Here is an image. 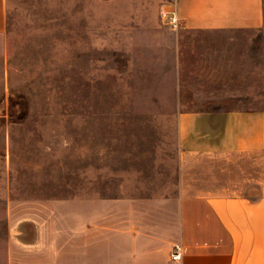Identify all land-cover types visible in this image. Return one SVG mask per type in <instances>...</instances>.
Wrapping results in <instances>:
<instances>
[{
  "label": "rangeland",
  "instance_id": "1",
  "mask_svg": "<svg viewBox=\"0 0 264 264\" xmlns=\"http://www.w3.org/2000/svg\"><path fill=\"white\" fill-rule=\"evenodd\" d=\"M171 4L7 0L0 252L21 203L81 200L110 223L114 198L172 191L178 110H264V27L170 28Z\"/></svg>",
  "mask_w": 264,
  "mask_h": 264
},
{
  "label": "crops",
  "instance_id": "2",
  "mask_svg": "<svg viewBox=\"0 0 264 264\" xmlns=\"http://www.w3.org/2000/svg\"><path fill=\"white\" fill-rule=\"evenodd\" d=\"M171 5L184 30L264 27V0ZM7 19L0 0V43ZM177 114L172 191L114 198L110 223L89 220L81 200L21 203L32 212L10 221L0 264H264V110Z\"/></svg>",
  "mask_w": 264,
  "mask_h": 264
},
{
  "label": "built area",
  "instance_id": "3",
  "mask_svg": "<svg viewBox=\"0 0 264 264\" xmlns=\"http://www.w3.org/2000/svg\"><path fill=\"white\" fill-rule=\"evenodd\" d=\"M161 17L163 19V22L170 28L180 29L182 27L175 8L172 5L170 7H167L166 9L161 10ZM180 256L181 253L179 248L175 247L171 255L172 260H179Z\"/></svg>",
  "mask_w": 264,
  "mask_h": 264
}]
</instances>
